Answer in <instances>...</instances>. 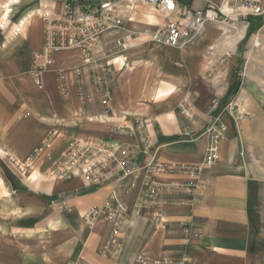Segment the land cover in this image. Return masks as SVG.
Instances as JSON below:
<instances>
[{
  "label": "crops",
  "instance_id": "1",
  "mask_svg": "<svg viewBox=\"0 0 264 264\" xmlns=\"http://www.w3.org/2000/svg\"><path fill=\"white\" fill-rule=\"evenodd\" d=\"M134 1L131 19L102 40L116 68L112 115L104 116L97 101L80 104L72 71L81 61L76 50L56 52L41 85L29 74L32 53L42 46V14L61 12L62 0H23L14 18L20 28L9 39L0 38V264H144L136 261L139 253L182 258L183 264H264V163L255 155L263 146L254 144L255 138L264 140L258 86L243 87L232 77L235 61L225 56L231 48L221 33L223 24L207 23L191 42L165 46L150 33L180 13ZM220 1L209 0L213 6ZM182 4L198 9L207 2ZM5 22L1 17L0 27ZM238 37L236 42L243 36ZM60 70L66 72L67 98L58 90ZM182 101L193 113L191 120L178 108ZM213 117L226 129L219 160L204 168L198 187H191L189 178L165 175L169 191L156 205L142 204L139 186L126 192L128 223L115 257L102 251L108 223L99 219L89 225L83 218L107 200L108 185L91 184L81 174L52 180L26 173L28 157L51 137H57L55 153L69 138L141 148L133 126L143 118L149 120L148 135L159 159L201 162L206 135L184 139L180 132L187 126L201 133ZM123 122L133 129H113ZM62 197L66 209L50 205ZM190 223L195 233L187 237L184 226Z\"/></svg>",
  "mask_w": 264,
  "mask_h": 264
},
{
  "label": "built area",
  "instance_id": "2",
  "mask_svg": "<svg viewBox=\"0 0 264 264\" xmlns=\"http://www.w3.org/2000/svg\"><path fill=\"white\" fill-rule=\"evenodd\" d=\"M61 12L42 14V46L31 56L29 74L41 85L42 75L52 65L56 52L76 50L81 61L72 67L79 88V102L83 106L92 101L103 107V115L113 113V77L115 65L107 57L102 44L105 35L122 28L125 19H131L134 0H62ZM162 11L180 13L179 19H168L161 27L150 33V39L169 47H181L198 37L207 23L225 24L230 21H258L264 25V0H221L219 6L207 5L198 9L183 6L184 0H144ZM121 44H119L120 46ZM58 90L67 98L65 86L66 72H57ZM180 111L193 118L186 101L178 104ZM233 115L237 110L230 108ZM237 116V115H236ZM148 119L134 123L133 128L139 135L142 146L117 145L108 147L102 142L69 138L58 153L54 151L57 137L46 139L42 146L27 159L25 168L35 174L50 177L52 180H67L76 175L85 176L91 184L110 187L107 200L83 214L85 221L92 225L102 219L108 223L110 233L102 245V251L108 256H117L122 249L120 234L127 225V202L125 193L139 186L145 206L160 203V195L169 191L170 183L163 179L165 175H177L191 179V187H198L205 167L214 165L220 157L219 147L225 133V127L216 117L211 118L201 133L193 132L184 126L180 136L184 139H196L206 135L204 158L201 162L186 163L159 159L154 153L149 138ZM125 122L113 129L129 132L133 129ZM140 157L143 161H139ZM145 159V160H144ZM203 187V184L201 185ZM50 205L57 209H66V199H51ZM187 237L193 235V224L184 226ZM136 261L144 264H183V259H173L169 255L154 258L142 253L136 255Z\"/></svg>",
  "mask_w": 264,
  "mask_h": 264
},
{
  "label": "rangeland",
  "instance_id": "3",
  "mask_svg": "<svg viewBox=\"0 0 264 264\" xmlns=\"http://www.w3.org/2000/svg\"><path fill=\"white\" fill-rule=\"evenodd\" d=\"M19 3L10 2L9 7H6L5 4L8 0H0V21L1 17L5 14V9L7 8L8 12L4 17H6V22L3 27H0V38H5L8 35V39L14 35L17 30L20 28L19 25H15V16L20 14L19 11L20 5L23 3V0H18ZM25 1V0H24ZM235 24H223L221 33H224L225 38L230 44L228 47L231 50L225 56L232 57L235 62L230 66L232 72V77L236 78L239 81L240 85L247 86L248 84H253L258 86L254 88V91L260 92L261 102L264 105V25L258 21H249L239 20ZM219 25V24H218ZM17 27H19L17 29ZM245 27V31H241ZM243 36L241 40L236 42L238 36ZM227 46V44H225ZM222 59V58H221ZM239 87V86H238ZM239 119V118H237ZM260 121V130L263 132L262 137L264 139V110L263 117ZM258 142V143H257ZM255 146H263V152H255L256 158L262 160L264 163V140L255 138ZM261 162V163H262ZM26 173L28 177H36L35 174L26 168ZM34 176H31L33 175Z\"/></svg>",
  "mask_w": 264,
  "mask_h": 264
},
{
  "label": "bare ground",
  "instance_id": "4",
  "mask_svg": "<svg viewBox=\"0 0 264 264\" xmlns=\"http://www.w3.org/2000/svg\"><path fill=\"white\" fill-rule=\"evenodd\" d=\"M10 2H17V0H8V2L5 4V6H6V7H9ZM7 12H8V10H7V8H6V9H5V14H4V15H6ZM4 15H3V17H4Z\"/></svg>",
  "mask_w": 264,
  "mask_h": 264
},
{
  "label": "water",
  "instance_id": "5",
  "mask_svg": "<svg viewBox=\"0 0 264 264\" xmlns=\"http://www.w3.org/2000/svg\"><path fill=\"white\" fill-rule=\"evenodd\" d=\"M233 110L235 111L236 109L233 108Z\"/></svg>",
  "mask_w": 264,
  "mask_h": 264
}]
</instances>
